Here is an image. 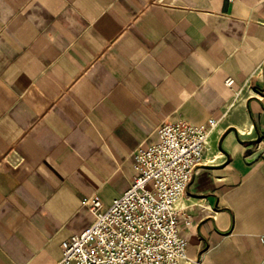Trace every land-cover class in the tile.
Returning a JSON list of instances; mask_svg holds the SVG:
<instances>
[{"label": "crops", "instance_id": "1", "mask_svg": "<svg viewBox=\"0 0 264 264\" xmlns=\"http://www.w3.org/2000/svg\"><path fill=\"white\" fill-rule=\"evenodd\" d=\"M211 119L186 264H264V0H0V264H56L159 126Z\"/></svg>", "mask_w": 264, "mask_h": 264}, {"label": "built area", "instance_id": "2", "mask_svg": "<svg viewBox=\"0 0 264 264\" xmlns=\"http://www.w3.org/2000/svg\"><path fill=\"white\" fill-rule=\"evenodd\" d=\"M225 83L233 88L235 80ZM217 124L211 119L207 125L179 121L159 126V140L133 153L135 175L125 193L110 204L98 194L83 199L95 221L63 241L56 264H186L189 243L177 204L203 164ZM192 222L185 214V225Z\"/></svg>", "mask_w": 264, "mask_h": 264}, {"label": "water", "instance_id": "3", "mask_svg": "<svg viewBox=\"0 0 264 264\" xmlns=\"http://www.w3.org/2000/svg\"><path fill=\"white\" fill-rule=\"evenodd\" d=\"M263 157L264 158V148H260L259 150H256V152H254L252 155H250L247 158V162L249 163H253L255 162L257 159Z\"/></svg>", "mask_w": 264, "mask_h": 264}]
</instances>
